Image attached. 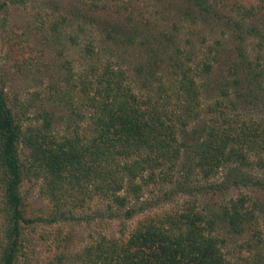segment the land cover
Instances as JSON below:
<instances>
[{
    "label": "trees",
    "instance_id": "16d2710c",
    "mask_svg": "<svg viewBox=\"0 0 264 264\" xmlns=\"http://www.w3.org/2000/svg\"><path fill=\"white\" fill-rule=\"evenodd\" d=\"M53 2L54 32L71 18L96 28L114 57L134 54L133 72L102 55L78 74L68 65L61 134L45 116L26 126L0 83V264H17L43 221L27 214V174L53 202L50 223L95 202L99 221H129L152 207L132 203L152 186L186 197L127 234L100 235L83 264H264V0Z\"/></svg>",
    "mask_w": 264,
    "mask_h": 264
},
{
    "label": "rangeland",
    "instance_id": "374dc122",
    "mask_svg": "<svg viewBox=\"0 0 264 264\" xmlns=\"http://www.w3.org/2000/svg\"><path fill=\"white\" fill-rule=\"evenodd\" d=\"M5 2V8L0 9V83L13 106L17 105L15 111L25 114L26 126H41L42 116L51 120L59 134L68 126L69 123L64 124L71 112L65 107L70 89V83L66 82L68 65L78 74L102 55L101 62L117 60L129 73L133 72L134 54L120 48V58L114 57L109 53L111 46L109 51L104 47L106 44L100 43L101 35L96 28L83 25L84 30H80L82 23L71 18L61 22L54 32L51 23L59 15L53 0H27L24 5L11 0ZM87 44L94 46L93 54H86ZM74 100L79 102L75 97ZM42 183L27 174L21 184L20 193L28 216L40 217L43 221L34 223L25 232L17 264H83L80 253L86 246H95L100 235L117 238L122 232L127 234L140 219L174 211L186 198L177 195L163 200L161 196L168 187L160 191L158 186H152L139 200L132 201L152 203V207L129 221L117 218L99 221L95 216L99 205L95 202L85 211L76 212L75 220L56 215L58 220L50 223L48 220L54 217L51 215L53 202L44 193ZM240 193L245 192L231 191L230 196ZM1 194L0 188V232L3 228ZM82 216L91 219H82ZM261 227L264 230V219Z\"/></svg>",
    "mask_w": 264,
    "mask_h": 264
}]
</instances>
